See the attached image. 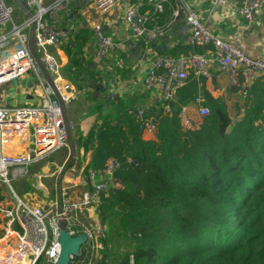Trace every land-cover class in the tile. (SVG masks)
Instances as JSON below:
<instances>
[{
    "label": "trees",
    "instance_id": "trees-1",
    "mask_svg": "<svg viewBox=\"0 0 264 264\" xmlns=\"http://www.w3.org/2000/svg\"><path fill=\"white\" fill-rule=\"evenodd\" d=\"M138 5L140 14L152 15L145 0ZM174 11L175 0L164 2L146 30L166 31ZM87 37L79 29L63 46L80 82L129 77L125 53L112 58L108 74L104 67L92 69L84 56ZM147 48L159 58L213 51L155 43ZM246 95L236 105L242 113L236 122L225 101L191 75L168 114L158 104L142 107V98L124 96L96 107L99 121L80 140L85 152H93L87 169L100 173L108 161L119 164L114 187L96 207L107 228L97 264H264V75L252 80ZM195 105L208 115L197 127L183 126L181 108ZM140 109L152 124L138 119Z\"/></svg>",
    "mask_w": 264,
    "mask_h": 264
},
{
    "label": "built area",
    "instance_id": "built-area-1",
    "mask_svg": "<svg viewBox=\"0 0 264 264\" xmlns=\"http://www.w3.org/2000/svg\"><path fill=\"white\" fill-rule=\"evenodd\" d=\"M25 1L29 18L24 17L12 3L0 0V86L21 80L27 74L35 82L30 92L25 94L24 102L9 96L11 100L7 98L0 103V188L4 187L11 192L15 200L13 206L0 200V264H23L24 261L28 264H55L60 254L58 237L62 229L71 237L78 234L86 236V243L70 264L73 261H77L75 264H87L91 253L102 249L100 241L104 237L103 226L97 221L95 228L91 227L98 231L99 244L91 243L93 234L77 223L75 218L81 211L96 209L101 203V197H107L110 188L114 187L112 179L119 168L117 162L108 161L100 173L87 171L81 183L91 188L76 203L69 200L68 190L64 189L58 201L31 207L20 201L11 189V181L28 175L32 161L67 146L72 123L68 121L65 110L79 94L75 86L64 77L56 56L58 49L67 42L75 28L70 19L62 24L60 15L77 0ZM84 1L100 16L118 9L125 2ZM145 1L152 7V15L149 11L140 14V5L130 6L124 10L123 19L135 37L157 41L164 37L165 31L158 28L147 31L145 24L153 22V15L163 12V3L167 0ZM209 5L211 9L233 6L248 24H258L254 21V15L264 13V0H209ZM15 11L21 17L19 21L13 20ZM186 23L190 28L186 45L201 48L211 46L213 51H206L203 55L155 57L156 60L142 80V89L149 93L153 103L161 107L163 114H168L176 92L185 86L188 77L192 75L195 79L209 80L210 68L215 65L220 72L229 75L230 88L240 86V98L244 99L252 80L264 75V59L249 58L239 47L218 39L201 24L193 12L189 11ZM5 25H9V29H4ZM92 32L93 56L95 60H101L115 45L104 35L99 24L93 25ZM189 108H181L182 124L197 127L199 123H193L189 118ZM144 115V110L140 109L138 119L143 121ZM197 115L200 122L208 115V110L199 107ZM143 123L148 126L153 120L149 118ZM9 147L19 151H5ZM10 239L13 244L17 242L16 249L3 251L1 245ZM84 250L86 254L81 258Z\"/></svg>",
    "mask_w": 264,
    "mask_h": 264
},
{
    "label": "crops",
    "instance_id": "crops-1",
    "mask_svg": "<svg viewBox=\"0 0 264 264\" xmlns=\"http://www.w3.org/2000/svg\"><path fill=\"white\" fill-rule=\"evenodd\" d=\"M85 2L86 1L84 0L75 1L72 5L69 6V8L66 9L65 12L62 13V15H60L62 24L66 23L67 19H70L71 21H73L75 27L67 41H69L73 34L79 29L91 30L92 33L93 25L95 23L99 24L104 35L111 38L115 47L110 50L109 57L107 59L98 61L99 65H97V63L94 61V41L86 45L84 56L87 60H91L93 62L92 69L97 70V66H102L106 70L108 69L112 72V70H110L112 58L119 53H125L127 55V58L129 59L128 63L125 64V67L129 69L130 75L126 78H122L120 75L110 76V78L112 79L110 90L116 93L118 97H121V95H131L134 92L138 93V91L135 90L137 86V79L134 75V73L136 72L135 70L145 68L149 69L152 61L156 57L155 53H152L148 48H146L149 44H143L141 47L138 46V42L142 39L139 37H135L130 32L129 27L126 25L123 19L124 10L115 9L110 13L100 16L95 13L91 5L85 4ZM138 2L139 0H128V5L129 7H137ZM176 2H180V6L184 10L185 19L183 21H178L173 26H170L174 22L175 15L173 14L177 12L178 7L176 5ZM189 11L193 12L199 18L201 24L218 39L234 47H239L243 54L249 58L264 59V13L260 12L254 15V21L258 22V24H248L237 14L233 6L223 9H211L209 0H175V11L172 14L173 18L171 20V23L166 28L164 37L155 41L158 42L156 46L166 49L186 46V38L190 30L188 24L186 23V16L188 15ZM120 23H124L125 27H120ZM63 46L58 49V51L56 52V56L58 62L62 66V73L63 70H68L72 73L75 71V69L73 67H69L68 57L64 52ZM144 47L146 49H144ZM145 50L146 52H149V54L144 55ZM105 60H108L109 64H106L104 62ZM209 72L211 74V78L209 80L203 78L199 79H203L205 81V89L207 90V92L213 98H222L225 101L227 107L228 104H231L233 98L231 97L232 95L230 93L233 91V88L229 87V75L227 73L220 72V70L215 65L211 66ZM28 77L29 76H26L23 79L27 80L29 79ZM64 77L69 80L77 89V86L74 84L73 80L71 81L65 75ZM212 79H214V82H212ZM239 82H241V78L239 79ZM86 84L82 87H78L77 90H85ZM31 88L32 87L26 89V92L23 94L22 89L20 88L19 91H17V95H21L24 98L25 94L30 92ZM235 93L237 94L236 98L240 100L241 98L239 91ZM88 94L90 93L85 90L84 95L87 96ZM90 95L93 99H97V96H100L102 94L94 96L93 93H91ZM11 97L16 99L15 95ZM145 97L146 98L141 97L143 107L152 106L151 102L149 103L150 97L148 95H145ZM76 99L72 102L73 104ZM189 109L192 110L193 107L190 106ZM77 145L78 144L76 142L74 143L69 140L67 146L61 147L46 156L39 157L38 159L30 163L28 171H37L36 174L32 175V177L38 181L39 188L36 189V192H39V195L41 193V196L36 199L37 202L31 198H29L28 200L24 198V200L27 201L29 205L32 206L39 204V206H42L48 201V188H46L42 184L41 178L46 179L47 177H54L53 180H55V184L57 182V184L59 185L58 188H66L71 199L75 201H79L81 197H83V195L87 193L84 187L78 185L76 180L67 175V172L63 174L60 173L61 171H82L83 165H85V170L83 171H90V169H87V165L90 162L93 152H85L83 147H78ZM7 150L19 151L18 149H13L10 147L8 149H5V151ZM70 159L73 161V165L75 164L71 168H69L71 166V163H68V160ZM56 189L57 188H55V190ZM6 192L12 194L7 190ZM0 198L4 202H7V198H4L2 192H0ZM10 205L13 206L14 203L11 202ZM85 212L86 215L84 214V217L94 219L97 218L96 209L89 208L87 211L85 210Z\"/></svg>",
    "mask_w": 264,
    "mask_h": 264
},
{
    "label": "rangeland",
    "instance_id": "rangeland-1",
    "mask_svg": "<svg viewBox=\"0 0 264 264\" xmlns=\"http://www.w3.org/2000/svg\"><path fill=\"white\" fill-rule=\"evenodd\" d=\"M7 3L11 4V1L10 0H6ZM129 5H128V0H125V2L123 3V5H120L118 7V9H122V10H125L126 8H128ZM124 12V11H123ZM115 16V15H113ZM13 17H14V21H19L20 20V15L18 14L17 11L14 12L13 14ZM106 17V16H105ZM120 27L124 28L125 25L124 23H120ZM4 29H9V25H5L3 27ZM87 31V39L86 41H88V43H92L94 41V38H93V32L91 33V30H86ZM106 36V35H105ZM107 38H110L108 36H106ZM111 39V38H110ZM112 43L113 41L110 40ZM155 44H157L158 42H154ZM147 48V47H146ZM144 47V49H146ZM149 54V52H146V50L144 51V55H147ZM109 57V53L104 57L102 58L101 60H104V59H107ZM146 57V56H145ZM149 59V58H148ZM156 59H154L153 61H155ZM97 65H99V60H94ZM152 61V63H153ZM98 71L102 70L101 68H103L102 66H97L96 67ZM105 72L110 73L111 71H109L108 69H104ZM110 70L113 71V66L111 65V68ZM148 68H145V69H140V70H135L136 72L134 73L135 77H136V83H137V86H136V89L138 91V93H133L131 95H126L124 96L125 98H132V99H139L141 97H145V95H149V93H146L143 89H142V80L145 76V73L147 72ZM63 73L65 76H67L71 81L73 80L74 84L77 86V89L78 87H82L84 86V84L82 82H80V74L77 72V71H74V72H70L68 70H63ZM27 76H29L27 80L23 79V80H17V81H14L12 83H10L9 85L6 84V85H2L0 86V103L4 102L9 96H16V99L17 101H22L24 102V98L23 96L21 95H17V91H19V89L21 88L22 89V94L26 92V89H28L29 87H33L34 86V80L33 78L31 77L30 74H27ZM85 76L87 77V74H85ZM102 76V75H101ZM111 81L112 79L108 76H106V79L103 80V79H99V82L98 84H101L103 87H104V93L100 96H97V99H93L92 96L90 94H88L87 96L84 95V92L85 90H78L79 92V96L77 97L76 101L74 102V104L72 103L66 110H65V114H66V117L68 119L69 122L72 123V128L69 129V140L71 142H76L78 145V147H81L80 146V140L84 138V136L86 135V133L88 132L89 128L96 122V121H99L98 120V117L100 116L99 115V112L96 110V107L101 105V104H104L105 100H110V101H115L118 97L116 93H114L112 90H110V85H111ZM234 92V91H232ZM231 93V97L232 98V101H231V104H228L227 106V111H228V114L231 118V120L233 122H236L237 120H239L241 118V115L242 113H239L237 110H236V105L239 103V100L237 97V94L234 92V93ZM123 96V95H121ZM10 99V98H8ZM11 100V99H10ZM9 100V101H10ZM142 101V100H141ZM148 102V101H147ZM151 102L152 106L156 105V103L154 104L153 101L151 100L150 98V101L149 103ZM140 105L143 107L142 105V102H140ZM193 109L190 110L189 112V118H191V120L193 121V123H196L198 124L199 121H198V115H197V111H198V108L199 106L198 105H195V106H192ZM109 110V107L108 105H103L102 107V112L105 111L108 112ZM68 145V144H67ZM69 164L71 165L69 168H71L73 165V161L70 159L68 160ZM68 164V165H69ZM67 167V166H66ZM85 170V165H83L82 167V171H61L60 173H66L67 172V175H69L70 177H72V179L76 180L78 185H80L81 187H84L87 191V194L89 193V190H90V186L87 185V184H83L81 183V179L85 176V174L87 173V171H83ZM37 171H29L28 172V175L26 177H23V178H20V179H17V180H14V181H11V189L13 188V192L14 194L16 195V197L22 201L24 204L28 205V206H31L27 203V201L24 200L25 199H33L34 201L37 202L36 199H38L39 196H41V193L39 195V192H36V189L39 188L38 186V181L32 177V175L36 174ZM57 172V171H56ZM54 177L52 178H41V182L42 184L48 188V198H47V203H51V202H56L59 200L60 198V195L62 194V190L66 189V188H58V184L56 182L55 184V180H53ZM55 188H57L55 190ZM1 192L3 193L4 195V198L6 197V201H7V204H10L11 202H15L12 194L6 192V189L4 187H1L0 188ZM69 194V192H68ZM26 195V196H25ZM25 196V197H23ZM69 197V200L73 203H76V202H79V201H75L73 199H71L70 195H68ZM39 204H36V205H32L31 207H38ZM97 212V211H96ZM84 214L86 215V212L85 211H81L77 214V219L75 218L76 222L79 223L80 225L84 226L88 232H90L91 234H93V241L91 243H95V244H99V240H98V231H94L92 228H95V224L96 222L100 221L99 220V216H98V213H97V218L94 219V218H89V217H84ZM96 220V221H95ZM102 231L105 233L107 231V228L106 226L103 225L102 227ZM17 242H15L13 244V241L10 239L9 241H6L5 243L3 242V244L1 245L4 249H2L3 251H6L8 248H11L12 251H14V248L16 249V244ZM1 252V251H0ZM10 253V252H9ZM11 253H14V252H11ZM10 253V254H11ZM86 254L85 250L83 251V255L81 256V258ZM100 256V251L96 252V251H93L89 257V261L87 262V264H97L98 262V258ZM79 258V259H81ZM78 259V261H80ZM26 260V259H25ZM77 261H73L72 264H75ZM82 263V262H79V264ZM23 264H28L26 263V261H24ZM39 264V263H37Z\"/></svg>",
    "mask_w": 264,
    "mask_h": 264
},
{
    "label": "water",
    "instance_id": "water-1",
    "mask_svg": "<svg viewBox=\"0 0 264 264\" xmlns=\"http://www.w3.org/2000/svg\"><path fill=\"white\" fill-rule=\"evenodd\" d=\"M16 9L26 18L30 17L25 0H10ZM88 4V2H85ZM177 12L174 17V22L170 25H175L178 21L185 19L184 10L180 6V2H176ZM33 30L29 34V41L31 42ZM130 42V41H129ZM128 42V43H129ZM154 41L148 39L140 40L138 46L141 47L143 44H149L153 46ZM103 78V77H102ZM214 82V79H212ZM86 90L89 93H93L94 96L104 93V87L101 84H94L91 80H88L86 84ZM86 236L84 234H78L74 237L69 236L63 229L59 232L58 241L60 244V254L55 264H70L72 258L77 257L81 251V247L86 243Z\"/></svg>",
    "mask_w": 264,
    "mask_h": 264
}]
</instances>
